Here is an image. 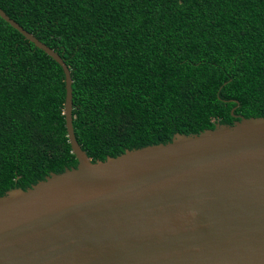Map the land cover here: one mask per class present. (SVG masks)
Masks as SVG:
<instances>
[{"label": "trees", "instance_id": "16d2710c", "mask_svg": "<svg viewBox=\"0 0 264 264\" xmlns=\"http://www.w3.org/2000/svg\"><path fill=\"white\" fill-rule=\"evenodd\" d=\"M73 78L93 162L264 116V0H0ZM63 67L0 16V197L76 167ZM234 110V111H233Z\"/></svg>", "mask_w": 264, "mask_h": 264}, {"label": "water", "instance_id": "95a60500", "mask_svg": "<svg viewBox=\"0 0 264 264\" xmlns=\"http://www.w3.org/2000/svg\"><path fill=\"white\" fill-rule=\"evenodd\" d=\"M0 16L63 67L78 159L0 197V264H264V116L93 162L75 134L69 65Z\"/></svg>", "mask_w": 264, "mask_h": 264}]
</instances>
